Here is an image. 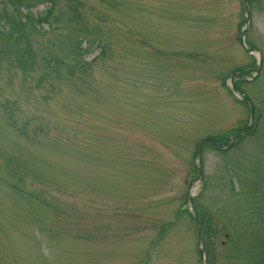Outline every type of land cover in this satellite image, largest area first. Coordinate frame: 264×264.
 <instances>
[{
    "label": "rangeland",
    "instance_id": "rangeland-1",
    "mask_svg": "<svg viewBox=\"0 0 264 264\" xmlns=\"http://www.w3.org/2000/svg\"><path fill=\"white\" fill-rule=\"evenodd\" d=\"M247 5L245 25L241 0H0V264H264Z\"/></svg>",
    "mask_w": 264,
    "mask_h": 264
},
{
    "label": "water",
    "instance_id": "water-1",
    "mask_svg": "<svg viewBox=\"0 0 264 264\" xmlns=\"http://www.w3.org/2000/svg\"><path fill=\"white\" fill-rule=\"evenodd\" d=\"M241 1L243 2V7H244V10H245V12L247 14V17H248V10H247V7H246V0H241ZM242 36H243V33L241 35V40H242ZM199 229H200V227L198 225V228H197V239L198 240L200 238V231H199ZM202 251H203L202 246H200L199 247V255H200L201 263L202 264H205L204 261H203Z\"/></svg>",
    "mask_w": 264,
    "mask_h": 264
},
{
    "label": "bare ground",
    "instance_id": "bare-ground-1",
    "mask_svg": "<svg viewBox=\"0 0 264 264\" xmlns=\"http://www.w3.org/2000/svg\"><path fill=\"white\" fill-rule=\"evenodd\" d=\"M196 184L198 185V183H195V185H194L193 187H197V185H196Z\"/></svg>",
    "mask_w": 264,
    "mask_h": 264
},
{
    "label": "trees",
    "instance_id": "trees-1",
    "mask_svg": "<svg viewBox=\"0 0 264 264\" xmlns=\"http://www.w3.org/2000/svg\"><path fill=\"white\" fill-rule=\"evenodd\" d=\"M40 18L44 19V15H42Z\"/></svg>",
    "mask_w": 264,
    "mask_h": 264
}]
</instances>
